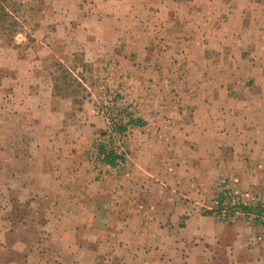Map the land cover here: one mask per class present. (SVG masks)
Here are the masks:
<instances>
[{"label": "crops", "instance_id": "obj_1", "mask_svg": "<svg viewBox=\"0 0 264 264\" xmlns=\"http://www.w3.org/2000/svg\"><path fill=\"white\" fill-rule=\"evenodd\" d=\"M150 1L160 12L140 44L123 46L120 73L140 122L127 160L99 161L105 125L91 109L72 120L48 108L46 123L29 94L11 93L3 113L26 115V124L9 128L20 146L11 137L0 145L25 168H5L6 192L40 200L56 264H264L259 219L214 215L222 180L264 192V0ZM166 82L179 89L167 92ZM40 244L28 259H42Z\"/></svg>", "mask_w": 264, "mask_h": 264}, {"label": "rangeland", "instance_id": "obj_2", "mask_svg": "<svg viewBox=\"0 0 264 264\" xmlns=\"http://www.w3.org/2000/svg\"><path fill=\"white\" fill-rule=\"evenodd\" d=\"M153 5L150 0H0V143L11 137L20 146L23 138L9 128L15 122L25 125L27 116L18 115L14 120L3 113L9 108L11 93L29 94L33 105L46 111V123L52 122V114L47 113L52 107L69 110L72 120L81 113L84 117L85 108H89L92 116L103 120L96 112L104 93L116 92L121 86L125 104L136 102L130 99L132 85L120 73L124 57L130 54L123 46L131 40L140 44L141 32L150 28L149 18L157 15L156 10L160 12L158 3ZM162 18L158 15V21H165ZM164 28L168 27L160 24L159 35L154 37L161 51L169 46L160 38ZM163 86L167 92L179 89L177 83L172 89L170 82ZM5 168L13 175L12 171L21 172L25 163L13 162L0 145V264H56L58 251L52 246H58L47 247L43 241L46 211L36 209L40 200L33 194L22 198L16 190L6 192ZM38 242L46 249L41 251L42 259L35 258L36 254L28 259V252L41 248Z\"/></svg>", "mask_w": 264, "mask_h": 264}, {"label": "built area", "instance_id": "obj_3", "mask_svg": "<svg viewBox=\"0 0 264 264\" xmlns=\"http://www.w3.org/2000/svg\"><path fill=\"white\" fill-rule=\"evenodd\" d=\"M121 87L116 92L106 91L102 98L101 108L96 112L103 117L106 126V134L100 140L104 147V154H101L99 161L105 163L106 156L113 152L117 158L116 166H121L128 158V140L137 127L132 121L138 119L134 110L136 102L125 104ZM120 128L124 131L120 132ZM237 184L238 179L236 178L222 180L220 191L215 197L214 215L216 218L228 220L249 216L264 221V192L254 195L250 192L239 191Z\"/></svg>", "mask_w": 264, "mask_h": 264}, {"label": "trees", "instance_id": "obj_4", "mask_svg": "<svg viewBox=\"0 0 264 264\" xmlns=\"http://www.w3.org/2000/svg\"><path fill=\"white\" fill-rule=\"evenodd\" d=\"M132 122H133V124H135L136 126H139V125H140L139 119H137V120H135V121H132ZM119 131L122 132V131H124V129H123V128H120ZM104 135H105V133L102 132L101 136H104ZM98 150H99V153H100V154H104V147H103L102 145H98ZM116 159H117V158H116L115 154L112 152V153H110V154H108V155L106 156L105 161H106V163H108L109 165L115 166V165H116V164H115Z\"/></svg>", "mask_w": 264, "mask_h": 264}]
</instances>
